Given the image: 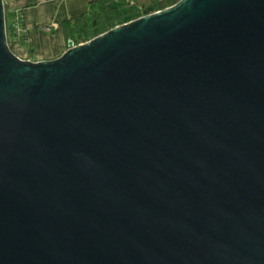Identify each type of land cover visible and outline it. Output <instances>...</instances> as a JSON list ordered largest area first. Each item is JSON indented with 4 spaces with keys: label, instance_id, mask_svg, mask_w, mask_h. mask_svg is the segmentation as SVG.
Returning <instances> with one entry per match:
<instances>
[{
    "label": "water",
    "instance_id": "obj_1",
    "mask_svg": "<svg viewBox=\"0 0 264 264\" xmlns=\"http://www.w3.org/2000/svg\"><path fill=\"white\" fill-rule=\"evenodd\" d=\"M0 0V264H264V0H180L19 57Z\"/></svg>",
    "mask_w": 264,
    "mask_h": 264
},
{
    "label": "crops",
    "instance_id": "obj_2",
    "mask_svg": "<svg viewBox=\"0 0 264 264\" xmlns=\"http://www.w3.org/2000/svg\"><path fill=\"white\" fill-rule=\"evenodd\" d=\"M91 0H5L13 25L20 9L24 19L25 40L10 43L21 58L33 61L60 57L68 49L63 22L79 16L88 8ZM146 4L148 0H141ZM50 26V30H46Z\"/></svg>",
    "mask_w": 264,
    "mask_h": 264
},
{
    "label": "trees",
    "instance_id": "obj_3",
    "mask_svg": "<svg viewBox=\"0 0 264 264\" xmlns=\"http://www.w3.org/2000/svg\"><path fill=\"white\" fill-rule=\"evenodd\" d=\"M179 1L148 0L144 4L141 0H91L89 8L84 13L63 22L68 48L89 41L120 24L172 6ZM10 18L11 13L7 11V21ZM10 24L12 29V38L9 37L10 43L13 39L24 41L25 34L19 35L16 32L13 20Z\"/></svg>",
    "mask_w": 264,
    "mask_h": 264
},
{
    "label": "built area",
    "instance_id": "obj_4",
    "mask_svg": "<svg viewBox=\"0 0 264 264\" xmlns=\"http://www.w3.org/2000/svg\"><path fill=\"white\" fill-rule=\"evenodd\" d=\"M19 12H20V9H19ZM19 12H18L17 20L14 25L16 26V32H18V34L21 35V34H25L26 29L24 26V19Z\"/></svg>",
    "mask_w": 264,
    "mask_h": 264
},
{
    "label": "rangeland",
    "instance_id": "obj_5",
    "mask_svg": "<svg viewBox=\"0 0 264 264\" xmlns=\"http://www.w3.org/2000/svg\"><path fill=\"white\" fill-rule=\"evenodd\" d=\"M10 23H11V18H10V20L8 19L7 24H9L8 25V37L12 38V29H11V24ZM45 28H46V30H50L51 31L50 26H46Z\"/></svg>",
    "mask_w": 264,
    "mask_h": 264
}]
</instances>
